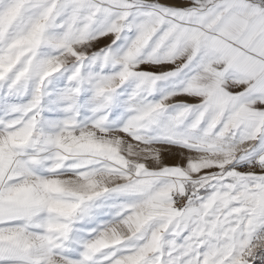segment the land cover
Wrapping results in <instances>:
<instances>
[{
	"label": "snow or ice",
	"instance_id": "1",
	"mask_svg": "<svg viewBox=\"0 0 264 264\" xmlns=\"http://www.w3.org/2000/svg\"><path fill=\"white\" fill-rule=\"evenodd\" d=\"M0 264H264V0H0Z\"/></svg>",
	"mask_w": 264,
	"mask_h": 264
}]
</instances>
